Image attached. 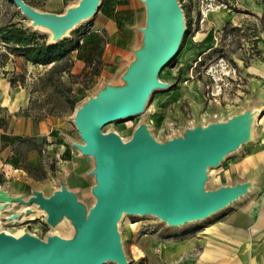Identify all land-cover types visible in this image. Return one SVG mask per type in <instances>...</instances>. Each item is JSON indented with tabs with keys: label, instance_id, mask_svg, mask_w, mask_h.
<instances>
[{
	"label": "water",
	"instance_id": "water-1",
	"mask_svg": "<svg viewBox=\"0 0 264 264\" xmlns=\"http://www.w3.org/2000/svg\"><path fill=\"white\" fill-rule=\"evenodd\" d=\"M13 3L28 21L27 29L47 37L51 47L69 40L90 23L103 0H77L62 14L40 12L24 0ZM140 22L130 57L110 81H103L74 110L72 123L80 142L65 137L87 169L75 183L87 185L91 204L77 187L57 176L49 192L29 187L12 195L0 187V264H129L119 223L125 216L151 217L167 228L202 223L257 193L259 174L207 188L209 171L258 142L257 122L264 101L251 98L244 108L224 116H198L163 141L147 123L129 140L103 133L112 123L145 113L153 94L170 90L160 73L178 55L187 24L180 0H138ZM44 215L52 230L65 223L68 236L27 230L10 234L3 225L34 221Z\"/></svg>",
	"mask_w": 264,
	"mask_h": 264
},
{
	"label": "rangeland",
	"instance_id": "rangeland-1",
	"mask_svg": "<svg viewBox=\"0 0 264 264\" xmlns=\"http://www.w3.org/2000/svg\"><path fill=\"white\" fill-rule=\"evenodd\" d=\"M24 1L37 11L56 14H62L67 6L77 2ZM106 3L95 22L79 28L62 44L67 53L61 60L48 65L30 64L28 71L15 64L18 68L14 71L16 77L28 80L29 76L31 79L29 82L34 91L31 104L36 115L39 118L51 116L54 128L75 141H80L72 123L75 107L93 93L100 78L113 68L112 61L105 64L101 61L96 68L91 66L89 57L82 50L85 38L96 33L104 44L107 37L104 21L108 18L115 21L122 32L124 26L132 22L135 9L132 0H106ZM180 3L187 31L178 55L165 68L164 75L161 76V72L159 76L161 82L172 85L171 89L155 92L143 115L107 125L102 129L103 133L115 132L127 141L135 128L146 122L153 137L161 142L198 116H224L244 108L252 93L248 83L253 77V64L260 55L258 42L264 40V0H180ZM110 5L114 8L109 9ZM117 7L123 8L116 13ZM255 7H259L260 12L255 11ZM28 24L13 3L0 0V31L17 26L30 32ZM36 34L35 43L43 44L47 40L46 36ZM11 47L0 39L3 61L7 58L6 53L12 54ZM66 147L63 172L68 174L69 185L77 187L81 199L90 205L87 185L72 183V174L86 170L87 165L77 158L75 149L70 145ZM254 151L253 148L246 149L220 169L210 170L207 188H214L237 173L242 175L246 171L245 159ZM35 181L46 192L52 188L51 182L43 176ZM216 216L182 228H167L151 217L125 216L119 223V232L129 264H192L189 260L194 258L195 250L190 254L184 239ZM34 218L31 222L3 225V228L10 234L27 230L41 238L47 233L62 237L70 233L65 223L55 230L47 227L40 212H35Z\"/></svg>",
	"mask_w": 264,
	"mask_h": 264
},
{
	"label": "crops",
	"instance_id": "crops-1",
	"mask_svg": "<svg viewBox=\"0 0 264 264\" xmlns=\"http://www.w3.org/2000/svg\"><path fill=\"white\" fill-rule=\"evenodd\" d=\"M132 1L135 5L132 22L125 25L122 32L116 22L108 18L103 26L107 33L104 44L96 33L85 38L82 50L89 57L91 66L98 67L101 61L104 64L113 62L111 71L102 76L95 87L113 79L136 45L135 28L140 22V6L138 0ZM106 4L103 0L99 12ZM110 8L114 6L110 5ZM122 8L117 7L115 12ZM255 11L260 12L259 7H255ZM98 13L90 23L97 20ZM258 52L259 59L253 64V77L248 83L252 90L249 99L264 101V40H259ZM6 55L4 61L0 55V187L8 189L12 195H28L30 186L40 189L36 178L43 176L53 186L58 175L65 176L69 185L68 174L62 168L66 162V146H69L65 137L80 141L54 128L51 116L39 118L36 115L31 104L34 94L31 79L28 76V80H23L14 74L18 69L15 64L28 71L31 63L14 54ZM257 137L256 144L242 149L218 168L237 158L244 150L253 148L255 151L245 159L246 171L224 182L259 174L257 193L222 212L184 239L190 254L195 250L194 258L189 260L192 264H264V114L257 122ZM76 155L84 162L78 152ZM79 172L72 174V183L75 184Z\"/></svg>",
	"mask_w": 264,
	"mask_h": 264
},
{
	"label": "trees",
	"instance_id": "trees-1",
	"mask_svg": "<svg viewBox=\"0 0 264 264\" xmlns=\"http://www.w3.org/2000/svg\"><path fill=\"white\" fill-rule=\"evenodd\" d=\"M36 35L17 26L3 28L0 31L1 41L7 46H12L11 53L24 58L31 64L48 65L61 60L66 55L67 52L62 48V44L67 40L48 47L46 41L43 44L35 43Z\"/></svg>",
	"mask_w": 264,
	"mask_h": 264
},
{
	"label": "bare ground",
	"instance_id": "bare-ground-1",
	"mask_svg": "<svg viewBox=\"0 0 264 264\" xmlns=\"http://www.w3.org/2000/svg\"><path fill=\"white\" fill-rule=\"evenodd\" d=\"M167 71V69L163 70L161 73V76L164 75V73Z\"/></svg>",
	"mask_w": 264,
	"mask_h": 264
}]
</instances>
